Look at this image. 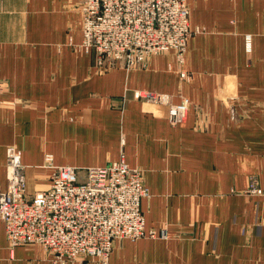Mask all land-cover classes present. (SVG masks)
I'll use <instances>...</instances> for the list:
<instances>
[{
	"label": "crops",
	"instance_id": "0c3cea01",
	"mask_svg": "<svg viewBox=\"0 0 264 264\" xmlns=\"http://www.w3.org/2000/svg\"><path fill=\"white\" fill-rule=\"evenodd\" d=\"M187 1L201 29L181 67L189 79L169 52L144 69L99 68L82 46L79 0H0V187L10 146L29 195L49 185L47 154L82 168L124 155L145 172L142 209L159 234L116 241L113 264H264V194L246 193L251 175L264 188V0ZM135 89L188 99L185 120ZM0 264L62 263L40 246L11 248L0 220Z\"/></svg>",
	"mask_w": 264,
	"mask_h": 264
},
{
	"label": "built area",
	"instance_id": "2783aa9c",
	"mask_svg": "<svg viewBox=\"0 0 264 264\" xmlns=\"http://www.w3.org/2000/svg\"><path fill=\"white\" fill-rule=\"evenodd\" d=\"M78 9L84 47L95 49L104 71L119 61L147 67L152 54L170 49L182 62L188 37L201 32L191 29L187 0H79ZM247 38L250 43L251 36ZM136 92L169 104L172 123H181L188 114V99L171 104L167 94ZM21 156L8 147L9 183L5 190L0 187V219L10 245L38 242L55 252L100 254V264H111L109 253L116 241L158 236L157 229H146L140 208L141 198L150 195L143 169L122 158L81 173L74 166L54 165L47 154L45 167L53 169L52 182L48 190L30 197ZM248 190L264 194L254 177ZM161 235L166 237L165 230ZM62 259L69 258L66 254Z\"/></svg>",
	"mask_w": 264,
	"mask_h": 264
},
{
	"label": "rangeland",
	"instance_id": "374dc122",
	"mask_svg": "<svg viewBox=\"0 0 264 264\" xmlns=\"http://www.w3.org/2000/svg\"><path fill=\"white\" fill-rule=\"evenodd\" d=\"M187 3H188V1H187ZM191 24V23H190ZM191 29L193 30V31H196V27H191ZM83 31V30H82ZM197 33H200V32H192V34L190 35V36H192L193 34H197ZM190 36L188 37V38H190ZM188 41H189V39H188ZM247 42H249L248 41V39H247ZM248 45H249V43H248ZM82 46H83V48L87 51V52H93V53H95V57H96V64L98 65V67L100 68V65L97 63V55H96V51H95V49L94 48H90V49H86L84 46V43H82ZM187 46H188V43H187ZM186 50H187V48H186ZM186 50H185V52H184V59H185V53H186ZM173 53L174 54V56H175V59H176V61H177V63H178V65H179V72H180V75L183 77V78H186V79H189V78H191V76H192V74L191 73H189V72H187V71H184V70H182V65H183V63H184V61H180V58H178V56H177V53H176V51H174V49H170V50H168L167 52H159V53H155V54H152L151 56H150V58L151 57H153V56H155V55H158V54H162V53ZM118 63H120V64H118ZM117 64V66L116 67H122V68H125V69H144V68H146V67H129L128 65H126L125 63H123L122 64V62L121 61H119ZM149 64H150V59H149V61H148V63L146 64L147 65V67L149 66ZM115 67V68H116ZM108 70H110V69H108ZM107 71V70H106ZM137 90L135 89L134 90V97H136L137 99H142V100H144V101H151V102H155V103H161V104H165L166 106H168V110H169V104H167V103H164V102H161V101H158V100H155V99H152L153 98V96H151L150 97V95L149 96H147L146 95V93H145V96H142V94H138L139 96H137V92H136ZM145 91H148V90H145ZM148 92H150V93H152V92H155V91H148ZM157 93H161V92H157ZM164 94H167L169 97H170V103L172 104V103H174L173 102V99H172V95L171 94H168V93H164ZM184 99H186V98H184ZM182 102V101H181ZM180 102V103H181ZM174 104H179V103H174ZM190 106H189V108L188 109H190V107H191V102H190V104H189ZM189 111V110H188ZM231 112H232V115H233V117L235 118L236 117V119H239L240 118V113H238V109H236L235 107H232L231 108ZM170 119V118H169ZM171 121V120H170ZM47 157V156H46ZM45 157V158H46ZM124 159L125 160V157H124V155H122L121 156V158L119 159V160H121V159ZM119 160H117V161H119ZM126 161V160H125ZM21 162H22V156H21ZM52 162H53V164L54 165H57V166H74V167H76L79 171L81 170V173H83V171L85 170V169H89V168H91V167H94V166H87V167H80V166H78V165H71V164H63V165H61V164H55L54 163V161H53V159H52ZM113 162V161H112ZM114 162H116V161H114ZM127 162V161H126ZM128 163V162H127ZM22 164H23V162H22ZM45 164H46V159H45V163H44V165H43V167L44 168H46L48 171H49V177H48V179H49V185L47 186V187H45L44 189H42V190H39V191H36L33 195H29L28 194V192H27V181H26V192H27V194L30 196V197H34V195L36 196V194L38 193V192H40V191H45V190H48V188L50 187V183L52 182V178H51V175H52V173H53V169H51V168H49V167H45ZM129 164V163H128ZM24 165V164H23ZM130 165V164H129ZM25 166V169H26V165H24ZM96 167H99V166H96ZM9 169V168H8ZM252 177H254L257 181H258V178L255 176V175H251L250 177H249V183H248V187H247V189H246V193L248 194V195H262V194H257L256 192H252V191H249L248 189H249V187H250V179L252 178ZM8 183H9V179H8ZM258 184L260 185V183H259V181H258ZM8 186V185H7ZM148 187V186H147ZM260 188H262V189H264L261 185H260ZM5 190V189H4ZM149 191H150V189H149ZM150 195H151V193H150ZM150 195L149 196H144V197H142L141 198V201H140V208H141V212H142V214H143V216L145 217V214H144V211H143V209H142V200L143 199H145V198H148V197H150ZM1 220V219H0ZM1 221H3V220H1ZM3 223H4V226H5V231H6V237L8 236V233H7V230H6V224H5V222L3 221ZM145 227H146V229H155V228H148L147 227V225H146V217H145ZM158 230V229H157ZM128 239V238H127ZM135 240H137V239H135ZM7 241H8V244H9V246L11 247V248H15V247H17V246H21V245H35V246H40L41 248H43V249H45V250H47L48 252H50V254L52 255V257H53V260L55 261V262H57V263H62V264H67V263H72V264H88L90 261H95V262H97L98 264H100V254L99 255H92L90 252H81V253H78V254H74V253H71V252H68V251H65V250H61V249H59L58 251H53V250H51V249H49V248H46L42 243H38V242H35V243H32V242H27V244H26V241H24V242H22V243H20V244H18V245H10V243H9V240H8V237H7ZM114 249V248H113ZM113 251V250H112ZM112 251L109 253V262L111 263V264H113L112 262H111V253H112ZM67 254V257L69 258V259H62L63 258V256L64 255H66ZM74 258H76V259H74Z\"/></svg>",
	"mask_w": 264,
	"mask_h": 264
}]
</instances>
